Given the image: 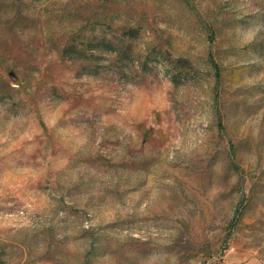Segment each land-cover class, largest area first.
<instances>
[{"label": "rangeland", "instance_id": "obj_1", "mask_svg": "<svg viewBox=\"0 0 264 264\" xmlns=\"http://www.w3.org/2000/svg\"><path fill=\"white\" fill-rule=\"evenodd\" d=\"M0 264H264V0H0Z\"/></svg>", "mask_w": 264, "mask_h": 264}, {"label": "trees", "instance_id": "obj_2", "mask_svg": "<svg viewBox=\"0 0 264 264\" xmlns=\"http://www.w3.org/2000/svg\"><path fill=\"white\" fill-rule=\"evenodd\" d=\"M212 65H213V67H214V68H216V66H215L214 62H212Z\"/></svg>", "mask_w": 264, "mask_h": 264}]
</instances>
